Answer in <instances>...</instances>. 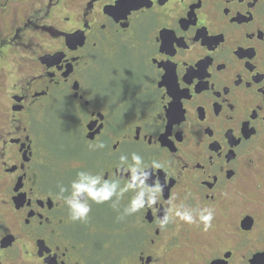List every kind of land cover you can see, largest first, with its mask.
Here are the masks:
<instances>
[{"label": "flooded vegetation", "instance_id": "obj_1", "mask_svg": "<svg viewBox=\"0 0 264 264\" xmlns=\"http://www.w3.org/2000/svg\"><path fill=\"white\" fill-rule=\"evenodd\" d=\"M0 264H264V0H0Z\"/></svg>", "mask_w": 264, "mask_h": 264}, {"label": "clouds", "instance_id": "obj_2", "mask_svg": "<svg viewBox=\"0 0 264 264\" xmlns=\"http://www.w3.org/2000/svg\"><path fill=\"white\" fill-rule=\"evenodd\" d=\"M156 167H160V165L156 164ZM72 188L74 190L73 194L71 196L65 197V202L68 205L71 218L73 220H83L87 217V215L90 211V207L86 202L81 201L80 194L88 192L89 193V197H88L89 199L97 201V202H101V201L96 199V197L92 195V186L91 185H83V184H80L76 181H73L72 182ZM65 191H66V188H64V187L60 188L61 193H64ZM157 191H159V188H157ZM101 195L106 197L107 199L111 198L109 193H107V192L101 193ZM136 204L138 206L142 207V205H140L139 201H137ZM137 210H138V207L131 206L130 209H128L127 211L135 212ZM175 215L187 223H193L194 222L193 216L188 212L177 210ZM213 218H214V212L212 209L205 208V209H202L200 211L199 220L205 226V228H208L211 226ZM167 220H168V217L166 216L162 223H167Z\"/></svg>", "mask_w": 264, "mask_h": 264}, {"label": "rangeland", "instance_id": "obj_3", "mask_svg": "<svg viewBox=\"0 0 264 264\" xmlns=\"http://www.w3.org/2000/svg\"><path fill=\"white\" fill-rule=\"evenodd\" d=\"M107 50L106 53L111 52V50H109L111 48L110 45H106ZM131 77L132 75L130 73L125 75V82H130L131 81ZM117 84H119V80L115 81ZM117 93L119 94V85L117 87ZM60 170H62L63 168H66L68 165L66 164H60ZM98 200H100L101 202H97L94 201L93 203V219H99V220H103L104 222H107L110 220V218L112 217V211L109 209V204L111 201L110 199H106V198H99ZM105 229V228H104ZM109 232H113L115 227L112 228H106Z\"/></svg>", "mask_w": 264, "mask_h": 264}]
</instances>
